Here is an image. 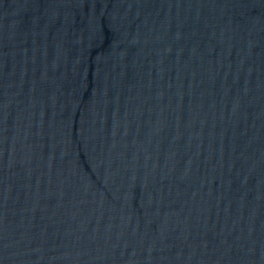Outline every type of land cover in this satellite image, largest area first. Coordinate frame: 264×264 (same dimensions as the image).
Instances as JSON below:
<instances>
[{
	"label": "water",
	"instance_id": "water-1",
	"mask_svg": "<svg viewBox=\"0 0 264 264\" xmlns=\"http://www.w3.org/2000/svg\"><path fill=\"white\" fill-rule=\"evenodd\" d=\"M0 264H264V0H0Z\"/></svg>",
	"mask_w": 264,
	"mask_h": 264
}]
</instances>
